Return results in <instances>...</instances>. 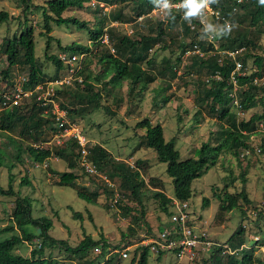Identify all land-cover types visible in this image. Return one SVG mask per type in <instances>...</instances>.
<instances>
[{
    "label": "rangeland",
    "instance_id": "1",
    "mask_svg": "<svg viewBox=\"0 0 264 264\" xmlns=\"http://www.w3.org/2000/svg\"><path fill=\"white\" fill-rule=\"evenodd\" d=\"M48 1L33 0V3L35 6L46 7ZM19 4L20 2L14 0H0V10L8 11L9 14L15 16V19L0 27L1 81H5L3 71L8 68L4 42L16 34L19 35L25 26L35 29V54L37 62L43 69L40 83L52 81L61 75L56 71L54 64L46 58L47 54L58 55L61 52L60 46L77 43L92 49L84 60L88 58L92 61L91 70L95 69L94 75H97L100 69L95 66L96 59L114 49L115 39L112 41L108 30L113 32L114 38L124 35L137 38L139 34L149 33L157 37V43L152 48H150L151 45L149 46L145 53L147 59L141 63L142 67L150 70L147 76L149 84L145 91L141 92L140 88L130 90V84L126 81L122 83V86L116 87L110 84L105 87L93 77L92 82L103 94L100 106L92 107L93 104L89 102L72 98L69 94L70 87L58 88L53 97L56 105L67 112L68 120L88 137L90 146L102 147L111 155V159L106 163V171L102 173L107 176H109L107 173L111 171L119 174L113 179L116 192L109 190L99 177L86 174L80 167L75 170L78 174L75 188L70 185H61L59 174L70 171L68 167L70 159L58 157L56 154L65 151L66 154L74 156L76 151L72 155L74 148L64 143L65 138H61L63 144L58 145L55 139L58 133L52 129L56 127L55 123L51 124L52 127H49L46 122L43 123L40 144L34 141L33 132L30 135L26 129L31 126L33 130L35 128L33 125L36 120L29 119L31 116L46 118L55 106L44 107L48 109H43V113L34 99L24 100V104L18 110V117L23 121H19L12 130L2 129L4 110L0 108V162L3 163L0 168V185L4 189H9V165L16 161L17 141L22 142L24 146L40 145L44 149L52 150L53 160L47 162L48 167L46 168H35L28 154H23V163H17L12 171L15 179L13 181L14 190L20 192L21 197L31 199L34 218L52 220L51 235L54 238L66 240L70 246L76 247L85 235H91L96 240L105 237L111 245L104 258H101V251L98 249L91 250L83 259L68 254L63 248H57L52 255L59 258L62 264H83L85 262L106 264L110 259H113V264H131L137 248L142 245H151L148 264H214L215 260L210 258V252H202L195 260L188 261L186 257L180 259L170 252L159 258L158 252L153 250L152 240L162 229L170 226V218L174 211L173 204L169 203L164 206L156 193L162 192L174 201L176 199L175 190L173 180L166 172L167 165L158 161L154 150L142 145L145 129L136 127L144 119L151 120L153 124H161L165 138L167 141L176 140V148L180 151L181 158L185 160L195 157L196 150L204 143L211 141L212 144H217L221 138L222 128L231 126L233 119L227 118L220 122L217 114L212 115L211 102L205 98V91L208 90L205 82L207 83L210 74L200 67V64L193 67L194 60H192L191 53L183 55L182 46L178 41L191 43L193 37L187 36L182 28L177 26L170 30L164 28L169 33L158 38V22L164 21L166 13L154 11L139 18L133 10L134 3L132 2L119 0V2L108 4L103 0H93L83 9H68L63 17L77 18L86 22L90 28H95L101 19H105L104 32L109 36V41L99 46L92 42L87 30L78 29L76 26H57L51 23L53 28L49 34L52 38L51 47L46 50L48 37L41 35L44 32L43 11L34 8V11L25 16ZM26 20L28 21L25 22ZM238 26L235 24V28ZM240 26L245 29L249 27V23ZM255 38L260 47H245L244 54L253 52L263 56L264 34H255ZM22 53H20V60L23 58ZM112 53L116 54V50ZM180 57L182 61L177 59ZM148 60H151V65H148ZM164 60L179 63L176 76H172L171 70L162 71ZM246 65V75L258 70L254 59L248 58ZM29 75V66L20 64L11 69L8 78L16 88L28 82ZM259 84L264 85L263 82ZM74 87L72 89L77 88ZM242 90L238 89V93ZM163 97H169L170 101L167 104L162 103ZM263 111L264 106L261 103L255 109L246 112L233 106L230 115H234V120L238 123L240 120H249L254 114H261ZM27 119L29 121L26 124ZM24 128L26 130L22 133ZM250 141L251 144L258 146L260 144L259 134H253ZM119 164H124L123 169L119 167ZM136 172L140 174V177L136 176ZM127 174L133 176V179L131 178L133 181L125 178ZM24 178L30 184H22L21 181ZM134 185L140 186L139 197L142 205L138 203L137 196L133 194ZM192 188L193 196L188 202V210L191 218L190 225L196 231L205 232L215 242L228 244V241L236 236L237 230L242 226L247 245L255 247L254 239L257 237L260 239V245L264 242L263 152L252 151L245 158L241 156L239 158L232 151L224 152L216 165L193 182ZM243 190L250 203L245 202L240 196ZM78 191H85L90 195L97 192L99 197L96 204L79 198ZM226 192L239 198V208L232 211L220 209L221 200L218 195L224 196ZM17 198L18 196H0V230L12 224V214ZM116 198L118 202L113 203ZM205 198L209 200L208 207L203 206ZM126 208H130L131 211L127 212ZM73 211L82 213L83 220L75 219ZM136 217L139 218L138 221ZM17 233L20 235V232ZM13 234L14 232H8L2 234L1 237L11 238ZM124 234L127 237H123ZM38 244L39 241L25 242L16 253L29 257ZM125 252L129 254L127 258L123 256ZM222 255L220 257L225 263L227 254L222 253ZM254 255L260 259L259 264H264L262 248L255 247Z\"/></svg>",
    "mask_w": 264,
    "mask_h": 264
},
{
    "label": "trees",
    "instance_id": "2",
    "mask_svg": "<svg viewBox=\"0 0 264 264\" xmlns=\"http://www.w3.org/2000/svg\"><path fill=\"white\" fill-rule=\"evenodd\" d=\"M14 1L20 2L19 5L22 7V12L25 13V16L34 11V8L43 11L44 32L41 35L48 37L46 50H49L51 47L52 38L49 36L53 29L51 23H54L57 26H76L78 29L87 30L90 33L93 43L99 46L103 45L101 39L106 34V32H104L105 19H101L95 28H90L86 22L80 21L77 18L63 17L64 12L68 9H83L87 3H90L93 0H49L46 7L35 6L33 0ZM103 1L108 4L119 2V0ZM123 1L134 3L133 10L136 11L138 17L151 13V11L162 2V0ZM170 1L175 2L178 0ZM202 1L203 0H198L200 3ZM212 5L215 9L219 8L222 11L223 16L233 24L231 31L222 27L219 28L220 30H218L217 34L213 31L219 42L217 49L211 42L199 39L200 36L206 38L207 35L203 32L201 33L204 28L200 26L197 15L186 16L185 14V17L181 19V15L172 13V10H169V13H171L170 17L165 18L164 21L158 22V38L169 33V31H166L164 28L170 30L174 27L180 26L187 36L193 37L191 43L185 41L182 43L178 41L179 45L182 46L183 55L189 47H193L196 43L199 44V47L204 52V56L192 55V60H194V68L200 64V67L204 68L208 74H210V77L207 80L209 85L205 82L208 87V90L205 91V98L211 102L212 115L217 114L220 122H223V120H226L227 118L233 119L231 126L228 128H222L220 132L221 138L217 144H212L211 141H208L196 150L195 157L183 160L180 151L176 148V140L172 139L167 141L164 128L161 124H153L151 120L144 119L136 125L137 128L145 129L142 145H146L147 148L154 150L157 154L158 161L167 165L166 172L173 180L175 198L182 202H189L191 200L193 196V182L205 175L212 166L216 165L224 152L232 151L240 158L242 150L246 148L251 149V136L257 132L258 124L264 122V111L261 114H254L249 120H240L238 123L234 120V115H230L231 109L233 108L232 100L230 98V93L233 91V85L230 82V78L236 64L234 59L229 57L227 53H222L245 47L250 48L251 46L254 48L257 46L260 47L256 43L255 34H264V5L260 4L259 0L246 1L239 5L238 14H235L232 11L233 6H237V3L233 0H212ZM187 12L188 11H186V13ZM13 19H15V16L9 14L8 11L0 10V27L4 23H8ZM27 21L28 20L25 22ZM244 23H249V27L242 29L240 25ZM235 24L239 26L235 28ZM191 25H196L201 28L192 31ZM108 32H110V38L112 41L115 39L114 49L116 50V54L107 51L96 59L95 66L100 69V72L97 75H94L95 69L91 70L90 66L92 65V61L87 58L83 62L82 69L79 71V76L82 77L83 82L79 84L77 81H74L72 85H64L62 87H70L69 90H71L69 91V94L72 98L80 99L82 102H89L93 104L92 107L100 106L103 97L101 90L97 89L96 84L92 82L93 77L98 79V81L104 84L105 87L110 84H114L116 87L122 86V83L126 81L130 84V90L140 88L141 92L145 91L149 84L147 76L150 70L142 67L141 63L144 59H147L145 53L149 46L151 45L150 48H152L157 43V37L149 33L147 35L139 34L137 38H131L128 35H124L120 37L117 36L116 39L111 30H108ZM251 35L253 37H251ZM4 48L8 61V68L3 71V75L6 78L5 80H10L8 77L10 76L13 67L20 64H26L30 68V75L29 81L25 86L29 88L42 81L43 69L36 59V38L35 29L33 27L25 26L24 30L19 35L16 34L13 38L6 39L4 42ZM60 49V53L72 52L74 54H87L92 52V49L88 46H83L77 43H72L63 47L60 46ZM21 52H23L22 60H20ZM46 58L54 64L58 73L63 74L68 68L67 65H64L60 61L58 55L54 56L47 54ZM248 58L254 59V64L257 66L258 70L252 72L250 75L238 76L239 91L240 89L244 90L240 93L237 91V95L241 110L244 112L255 109L259 103L264 106V85L255 83L257 78L262 77V72L264 71V55L260 56L253 52H245V54L238 59L243 62L244 67H247L246 64ZM177 59H179V61L181 59L182 61L181 57ZM151 63V60H148V65H151ZM163 63L164 64L161 68L163 72L171 70L173 77L177 75L176 71L179 64L178 62L175 64L164 60ZM216 75H219L222 79H216ZM59 77L60 75L57 76V78ZM73 86H75L74 88H77L72 89ZM79 86H82V88H79ZM169 101V97H163L162 99V103L164 104H167ZM37 104L36 105L39 106L41 111L43 109H48L39 105V103ZM19 109L20 107H15L14 109L3 111L2 129L12 130L19 121H23L22 118L18 117ZM42 112L44 113V110ZM29 119L36 121L33 125L35 127L34 130L31 128L32 126L27 127V133L32 135L33 132L34 141L37 142L36 144H40L42 142V140L40 141V138L42 135L41 130L43 123L46 122L49 127H52L51 124L54 125L55 117L52 114H49L46 118L31 116ZM29 119L25 120L26 124ZM26 129L24 128L22 133ZM52 129L56 131V133L59 131L56 127ZM65 144L71 145L74 148V150H72V155L74 154V151H76V153L74 154L75 160H73L74 156L66 154L65 151L56 154L58 157L70 159L68 166L70 171L59 174L60 183L61 185H70L75 188L78 180V174L75 170L80 167L78 163L79 145L77 144V141L73 139H66ZM260 149L261 152L264 153V134L260 137ZM251 150L254 152L253 149ZM25 153L28 154L29 159L34 165L43 164L53 156V151L50 149H44L41 146L36 147L31 144L24 146L22 145V142L17 141V152L15 154L16 163L12 162V164L9 165V189H4L0 185V196H18L12 214V224L0 230V264H62L63 262L59 258L52 255L53 251L57 248H63L68 254L81 259L87 257L91 250L98 249L101 251V258H104L108 253L107 249L111 248V245L105 237L96 240L91 235H85L84 239L81 240L76 247H73L70 246L66 240H59L51 235V230L53 228L52 220L48 218L33 217V205L31 199L28 197H21L20 192H16L13 188V181L15 179L12 171L16 168L15 165L17 163H23V154ZM90 159L101 172H105V167L107 166L106 163L111 159V155L102 147L96 148L95 146H91ZM2 165L3 163L0 162V168ZM119 167L123 169L124 164H119ZM107 174L112 180L119 175L117 172L113 171L110 173L108 172ZM135 174L137 177H140L138 172ZM125 178L131 180V178L133 179V176L127 174L125 175ZM21 183L24 185L30 184L25 178ZM139 193L140 186L134 185L133 194L137 196L138 203L142 205ZM77 195L79 198L92 204H96V200L99 197L97 192L90 195L85 191H78ZM156 195L161 198L164 206L173 202L172 199L167 198L162 192H158ZM240 196L245 202L250 203L244 190L240 193ZM218 197L221 200V210L232 211L239 208V198L237 196L226 192L224 196L218 195ZM208 204L209 200L208 198H205L203 206L208 207ZM125 210L127 212L131 211L130 208H126ZM165 210H167V208H165ZM142 214L144 215V211H142ZM73 216L77 220H83V214L80 212L73 211ZM135 219L137 221L139 220L137 217ZM40 229L41 232H39ZM8 232H14L11 238L1 237L2 234ZM17 232H20V235ZM237 236L239 237L237 238ZM123 237L127 236L124 234ZM35 241H39V244L31 251L29 257L16 253L23 243H33ZM228 242V245L233 250L240 249L242 245H245L246 240L244 238V228L241 226L237 230L236 236ZM263 243L264 242H262V244ZM151 247V245H142L137 248L135 258L132 260L131 264H148ZM114 249L118 248L114 247ZM254 249L255 248L244 249L234 255L227 254L225 256V263H223V259L220 257V255L223 256L222 249H216L210 252V258L215 260L214 264H259L261 261L254 255ZM165 253H167V251L160 250V252H158L159 258L164 256ZM170 253L176 254V252ZM83 264L95 263L85 262ZM106 264H113V259L108 260Z\"/></svg>",
    "mask_w": 264,
    "mask_h": 264
},
{
    "label": "built area",
    "instance_id": "3",
    "mask_svg": "<svg viewBox=\"0 0 264 264\" xmlns=\"http://www.w3.org/2000/svg\"><path fill=\"white\" fill-rule=\"evenodd\" d=\"M237 3V6H233L232 11L235 14H238L239 5L243 4L249 0H233ZM185 1L180 5H177V8L183 7ZM204 7L201 8L200 13L197 14L200 22V26L204 28L201 33H205L207 35L206 38L199 39L211 42L214 47L218 48V41L216 39V35L213 31L218 33L219 28L229 29L232 27V23L223 16L222 11L218 8L215 9L212 5V0H203ZM196 25H191V29L196 31L198 28ZM102 42L107 43L109 41V36L106 34L102 37ZM114 52V49H111ZM245 48L236 49L234 51H225L223 53H227L229 57L234 59L235 61V69L231 75L230 82L233 85V91L230 93V98L232 100V105L237 109H241V105L239 103L237 91L239 89L238 86V76H246L244 64L238 58L244 54ZM191 53L192 55H200L204 56V52L199 47V44H194L193 48L187 49L185 54ZM87 56L85 53H59L58 58L60 61L67 65V69L63 74L60 75L59 78L50 80L46 83H38L35 86H31L27 88L25 83L21 84L20 87L13 86V82L10 80L1 81L0 80V108L2 110H10L15 107H20L24 104V100L32 98L35 102L39 103V105L46 107L48 105L55 106V109L52 110L51 114L55 117V125L56 128L59 129L56 136V141L58 145L63 144L61 138L73 139L77 141L79 145V158L78 163L80 168L88 175L99 177L104 185L114 192L117 191L116 185L114 181L102 173L97 166L90 159V141L88 137L84 135V133L76 126H74L68 120V114L65 110H61L59 106L56 105V101L53 97L56 95V91L58 88H62L64 85H72V82L77 81L78 83H82L83 79L79 76V71L83 67L84 58ZM216 79L221 80L219 75L215 76ZM55 81V82H53ZM264 83V74L260 79ZM255 83H260L258 79L255 80ZM53 99V100H51ZM54 101V102H53ZM51 102H53L51 104ZM261 137L264 134V122H260L258 124L257 132ZM64 141V143H65ZM36 147H40L38 145H34ZM42 147V146H41ZM257 153H261L260 144L255 146L252 144V148ZM251 149H244L241 151V158L248 157L251 153ZM41 166L47 167L48 164L44 162L43 164H35L36 168ZM118 202V198L113 200V203ZM174 206V211L172 212L170 218V226L165 227L161 230L156 238L152 240L153 250L155 252L167 251V252H176V256L182 259L186 257L188 261H193L195 258L199 257L202 252H212L216 249L221 250L223 254L234 255L237 252H240L244 249L250 248H262L264 251V243L259 244L260 239L257 237L254 239L255 247H250L245 244L242 245L240 249L233 250L227 243H219L211 240L205 232L196 231L194 227L190 225L191 218L190 212L188 210L189 203L182 202L175 199L172 202ZM112 206H115L112 204ZM125 258L129 256L127 252L123 254Z\"/></svg>",
    "mask_w": 264,
    "mask_h": 264
},
{
    "label": "clouds",
    "instance_id": "4",
    "mask_svg": "<svg viewBox=\"0 0 264 264\" xmlns=\"http://www.w3.org/2000/svg\"><path fill=\"white\" fill-rule=\"evenodd\" d=\"M184 1H185V3L183 5V7L177 8V5H180ZM202 2L200 3V2H198V0H178L175 2L170 1V0H162L160 5L155 7L151 12L160 11L161 13H166L165 18H168V17H170V14H171V13H169V10H172L173 11L172 13H176V14L181 15V19H182L185 17V14H186V16H196L197 14H199L201 8L205 6L204 3H202ZM259 2H260V4L264 5V0H259ZM186 11H188V12L186 13ZM141 17H139V18H141ZM192 31H194V30H192ZM229 31H231V28H229ZM191 48H193V47H189L188 49H191ZM263 74H264V72H262V75ZM261 78H257L260 83L262 82V81H260ZM257 84H259V83H257Z\"/></svg>",
    "mask_w": 264,
    "mask_h": 264
},
{
    "label": "crops",
    "instance_id": "5",
    "mask_svg": "<svg viewBox=\"0 0 264 264\" xmlns=\"http://www.w3.org/2000/svg\"><path fill=\"white\" fill-rule=\"evenodd\" d=\"M50 160H53L52 158H50L49 160H47L46 161V163L48 162V161H50ZM35 166V165H34ZM42 167H45V166H41V167H39V168H42ZM48 167V166H47ZM36 168V167H35ZM46 168V167H45Z\"/></svg>",
    "mask_w": 264,
    "mask_h": 264
},
{
    "label": "water",
    "instance_id": "6",
    "mask_svg": "<svg viewBox=\"0 0 264 264\" xmlns=\"http://www.w3.org/2000/svg\"><path fill=\"white\" fill-rule=\"evenodd\" d=\"M39 232H41V229L39 230Z\"/></svg>",
    "mask_w": 264,
    "mask_h": 264
}]
</instances>
